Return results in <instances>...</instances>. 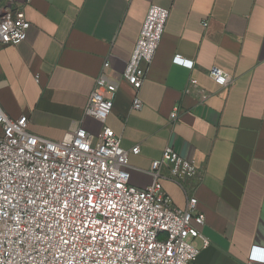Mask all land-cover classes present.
Masks as SVG:
<instances>
[{
    "label": "crops",
    "instance_id": "0c3cea01",
    "mask_svg": "<svg viewBox=\"0 0 264 264\" xmlns=\"http://www.w3.org/2000/svg\"><path fill=\"white\" fill-rule=\"evenodd\" d=\"M151 5L169 17L133 111L122 74ZM3 9L22 10L30 24L21 44H0V106L10 118L26 116L28 131L51 141L82 128L95 142L102 125L83 111L108 61L117 90L105 126L124 149L139 147L129 184L148 187L150 163L171 146L199 172L183 188L160 179L175 207L195 197L204 215L209 246L194 264H247L253 247L262 255L264 0H0ZM176 55L193 67L173 63ZM213 67L231 76L228 87L208 77ZM191 79L198 88L187 94Z\"/></svg>",
    "mask_w": 264,
    "mask_h": 264
},
{
    "label": "built area",
    "instance_id": "2783aa9c",
    "mask_svg": "<svg viewBox=\"0 0 264 264\" xmlns=\"http://www.w3.org/2000/svg\"><path fill=\"white\" fill-rule=\"evenodd\" d=\"M168 17L169 10L149 7L122 74L134 92L133 111L142 107L138 94ZM29 27L22 10L3 9L0 44H21ZM173 63L193 67L180 55ZM107 68L105 61L83 111L102 125L95 142L82 128L60 141L36 136L28 131L26 116L12 119L0 106V264H194L209 246L199 230L205 219L196 198L190 196L179 209L160 185V179H167L183 188L199 174L193 160L168 146L149 165L148 187L129 184V157L139 147L124 149L121 137L105 126L117 90ZM208 77L222 89L232 81L217 67ZM197 88L191 79L185 93ZM169 119L176 121V111ZM255 250L247 264H264V249L261 256Z\"/></svg>",
    "mask_w": 264,
    "mask_h": 264
}]
</instances>
